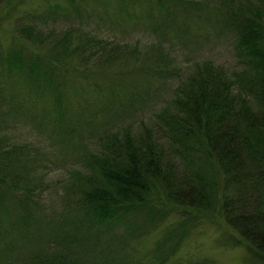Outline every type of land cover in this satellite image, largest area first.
Instances as JSON below:
<instances>
[{
    "label": "trees",
    "instance_id": "obj_1",
    "mask_svg": "<svg viewBox=\"0 0 264 264\" xmlns=\"http://www.w3.org/2000/svg\"><path fill=\"white\" fill-rule=\"evenodd\" d=\"M170 4L206 6L233 63L180 66ZM14 25L0 42V264H216L168 262L201 214L247 245L243 264H264V0H47Z\"/></svg>",
    "mask_w": 264,
    "mask_h": 264
},
{
    "label": "rangeland",
    "instance_id": "obj_2",
    "mask_svg": "<svg viewBox=\"0 0 264 264\" xmlns=\"http://www.w3.org/2000/svg\"><path fill=\"white\" fill-rule=\"evenodd\" d=\"M47 0H8L7 4L0 6V42L4 45L9 44L11 40V34L15 32V20L20 14L26 10H30L39 7L40 10L44 8V4ZM201 7V6H200ZM172 14L168 17L169 26L175 29H180L186 37L181 45L176 50L177 63L187 65L188 60L191 57L204 55L206 58L211 57L219 59L221 62H232L233 59L229 57L227 52L228 40L225 39L222 33H217L216 28L213 26L212 17L209 15V9L200 8L199 10L190 8V6H174L170 4ZM127 32L131 34L126 36L127 42L133 45L134 40L139 38L140 48L142 44L148 42L146 39L147 32L140 28L132 29V26L128 28ZM110 35V34H109ZM110 36L119 38L118 31L115 30ZM121 36V31H120ZM13 39V38H12ZM155 84L159 85V82ZM147 112L145 111V114ZM149 113L146 114L145 120L149 123ZM141 117V116H140ZM136 121V119H135ZM60 174L59 172L51 175V180L56 179ZM173 211V210H171ZM170 213V212H169ZM166 215L165 222H160L157 226L158 234L165 230H162L168 226L176 225L175 220L177 217L172 214ZM197 224L194 226L189 236H187L184 244L180 248L179 256L172 258L168 262H175L176 259L183 260L184 262L192 258L195 262L201 261V259H209L216 264H243L244 259L248 255L247 245L243 241H239L238 244L230 241L229 236L233 237L232 233H228V229L222 224V220L215 214H201L198 217ZM222 236V237H221ZM230 239V240H229ZM225 240V242H224ZM145 238H140L141 244L145 245ZM224 242V243H223ZM193 261V260H192Z\"/></svg>",
    "mask_w": 264,
    "mask_h": 264
},
{
    "label": "bare ground",
    "instance_id": "obj_3",
    "mask_svg": "<svg viewBox=\"0 0 264 264\" xmlns=\"http://www.w3.org/2000/svg\"><path fill=\"white\" fill-rule=\"evenodd\" d=\"M129 208H130V207H129ZM128 210H129V209H128ZM115 215L119 216V218H120V217H123V216H121V215H124V214H123V212H122L121 209H118V210L116 211Z\"/></svg>",
    "mask_w": 264,
    "mask_h": 264
}]
</instances>
